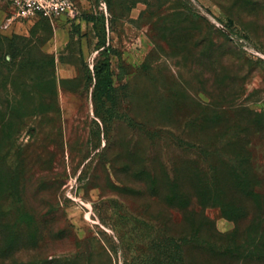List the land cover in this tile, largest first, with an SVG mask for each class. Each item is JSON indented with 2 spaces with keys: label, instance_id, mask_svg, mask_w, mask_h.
<instances>
[{
  "label": "rangeland",
  "instance_id": "obj_1",
  "mask_svg": "<svg viewBox=\"0 0 264 264\" xmlns=\"http://www.w3.org/2000/svg\"><path fill=\"white\" fill-rule=\"evenodd\" d=\"M72 1L0 30V264H264V0Z\"/></svg>",
  "mask_w": 264,
  "mask_h": 264
},
{
  "label": "built area",
  "instance_id": "obj_2",
  "mask_svg": "<svg viewBox=\"0 0 264 264\" xmlns=\"http://www.w3.org/2000/svg\"><path fill=\"white\" fill-rule=\"evenodd\" d=\"M10 15L1 22L0 30L11 33L17 25L41 18L52 22L62 17H73L72 0H8Z\"/></svg>",
  "mask_w": 264,
  "mask_h": 264
},
{
  "label": "trees",
  "instance_id": "obj_3",
  "mask_svg": "<svg viewBox=\"0 0 264 264\" xmlns=\"http://www.w3.org/2000/svg\"><path fill=\"white\" fill-rule=\"evenodd\" d=\"M101 45V43L98 44L99 49L102 47ZM90 83H92V100L94 105L99 104L105 99H109L113 88L108 62L96 63ZM175 246L178 248V242H175Z\"/></svg>",
  "mask_w": 264,
  "mask_h": 264
}]
</instances>
